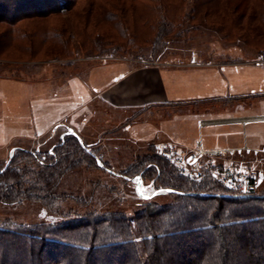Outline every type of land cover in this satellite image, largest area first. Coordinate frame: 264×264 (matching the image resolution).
I'll return each mask as SVG.
<instances>
[{
    "label": "rangeland",
    "instance_id": "rangeland-1",
    "mask_svg": "<svg viewBox=\"0 0 264 264\" xmlns=\"http://www.w3.org/2000/svg\"><path fill=\"white\" fill-rule=\"evenodd\" d=\"M102 1L0 0V167L23 150L27 155L15 159L20 161L17 169L33 170L30 157H42L70 132L99 158L92 164L77 155L81 163L60 177L49 194L53 199L37 192L42 198L12 206L0 203V224L46 225L93 212L134 218L142 211L139 206L149 201L145 197L164 188L121 172L150 151L191 182L201 179L204 165H211L208 177L221 188L237 194L253 188L255 195H263L264 142L251 138L264 132V123L205 129L202 141L215 145L210 148H182L162 133L142 139L152 137L153 124L170 116H181L175 121L179 128L181 118L191 113L197 119L264 114V0H164L160 5L138 0L131 4L134 19L131 12L125 15L129 29L124 36L119 35V21L107 23L98 11L90 13ZM71 5L75 7L69 12ZM192 61L245 66L225 71L231 91L245 96L203 107L194 103L118 109L94 90L97 67H171ZM199 148L207 153L188 160ZM224 149V155L210 153ZM32 172L20 174L24 183L33 179ZM165 194L152 202L175 203ZM182 206L171 221L185 218L189 208L201 209L192 201ZM262 210L264 203L255 205L253 212ZM209 247L214 248L213 243ZM245 249L250 251L242 248L233 258L240 259Z\"/></svg>",
    "mask_w": 264,
    "mask_h": 264
},
{
    "label": "trees",
    "instance_id": "trees-1",
    "mask_svg": "<svg viewBox=\"0 0 264 264\" xmlns=\"http://www.w3.org/2000/svg\"><path fill=\"white\" fill-rule=\"evenodd\" d=\"M137 1L103 0L89 11H98L104 22L119 21V35L124 36L129 29L125 15L131 12L133 18L136 9L131 4ZM143 1L160 5L164 0ZM85 13L80 11L82 16ZM57 142L42 157H30L33 170L18 171L20 161L15 159L27 155L23 150L0 167L1 204L42 198L37 192L53 199L49 194L60 177L81 163L77 155L92 164L99 159L73 133ZM211 167L204 165L201 179L191 182L150 151L121 174L151 180L155 189L167 190L165 195L174 197L175 203L160 206L152 202L156 196L149 198L134 218L93 212L64 216L46 225L0 224V264H264V210L253 212L255 205L264 203V194L255 195L253 188L245 194L221 188L208 177ZM27 171H33V179L24 183L20 174ZM184 201L201 209L189 208L185 218L171 221L174 212L184 208ZM246 247L250 251L245 249L240 259L233 258Z\"/></svg>",
    "mask_w": 264,
    "mask_h": 264
},
{
    "label": "crops",
    "instance_id": "crops-1",
    "mask_svg": "<svg viewBox=\"0 0 264 264\" xmlns=\"http://www.w3.org/2000/svg\"><path fill=\"white\" fill-rule=\"evenodd\" d=\"M234 66L245 67L238 64H224L218 67L212 63L201 65L194 61L190 65L181 63L171 67L150 66L123 69L119 64H111L97 67L96 73L93 72L92 82L94 90L106 97L111 106L118 109H142L147 106L174 104L194 105V103L203 107L208 103H219L245 96L231 91L232 80L228 79L225 71L230 74ZM194 115L195 113H191L183 116L180 120L182 127L180 125L179 128L175 121H179L181 116H170L171 118H166L167 121L163 123L153 124V136L142 140H151L162 133L182 148L189 146L190 149L196 145L210 148L215 145L203 144L202 141L201 131L205 129L219 128L225 124L235 126L240 124L244 128L255 122L264 123V114H250V116L227 114V116H214L207 119H197ZM197 121L205 123L199 126L196 124ZM70 133L77 136L75 132ZM257 135L253 133L251 139L257 137L261 140L259 142L263 143L264 132ZM197 136H199L198 142L195 141ZM244 140L247 144L252 142L248 137H244Z\"/></svg>",
    "mask_w": 264,
    "mask_h": 264
},
{
    "label": "built area",
    "instance_id": "built-area-1",
    "mask_svg": "<svg viewBox=\"0 0 264 264\" xmlns=\"http://www.w3.org/2000/svg\"><path fill=\"white\" fill-rule=\"evenodd\" d=\"M198 125L201 126L204 124V122L198 121ZM198 151H196V153H192L189 154L187 159L191 160V161H196V159H198L200 156L205 155L207 153V151H204L202 148L197 149ZM228 150L224 149V150H212L210 151V153H212L213 156H218V155H224V153H226ZM208 153V154H210ZM241 194H245V193H241Z\"/></svg>",
    "mask_w": 264,
    "mask_h": 264
},
{
    "label": "water",
    "instance_id": "water-1",
    "mask_svg": "<svg viewBox=\"0 0 264 264\" xmlns=\"http://www.w3.org/2000/svg\"><path fill=\"white\" fill-rule=\"evenodd\" d=\"M75 135V134H74ZM168 191L167 190H162V191H158V192H154V193H152L151 195H149L147 198H145V199H149V198H152V197H155V196H158V194H161V193H167Z\"/></svg>",
    "mask_w": 264,
    "mask_h": 264
},
{
    "label": "snow or ice",
    "instance_id": "snow-or-ice-1",
    "mask_svg": "<svg viewBox=\"0 0 264 264\" xmlns=\"http://www.w3.org/2000/svg\"><path fill=\"white\" fill-rule=\"evenodd\" d=\"M145 198H147V197H145Z\"/></svg>",
    "mask_w": 264,
    "mask_h": 264
}]
</instances>
